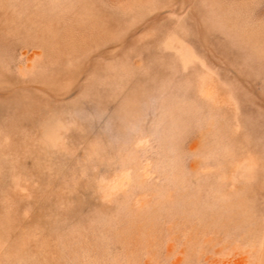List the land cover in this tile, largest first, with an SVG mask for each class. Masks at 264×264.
<instances>
[{"label":"rangeland","instance_id":"obj_1","mask_svg":"<svg viewBox=\"0 0 264 264\" xmlns=\"http://www.w3.org/2000/svg\"><path fill=\"white\" fill-rule=\"evenodd\" d=\"M0 264H264V0H0Z\"/></svg>","mask_w":264,"mask_h":264}]
</instances>
